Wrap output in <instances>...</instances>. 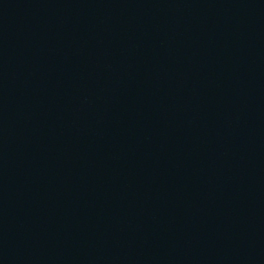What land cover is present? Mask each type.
Segmentation results:
<instances>
[{
    "label": "water",
    "instance_id": "95a60500",
    "mask_svg": "<svg viewBox=\"0 0 264 264\" xmlns=\"http://www.w3.org/2000/svg\"><path fill=\"white\" fill-rule=\"evenodd\" d=\"M0 264H264V0H0Z\"/></svg>",
    "mask_w": 264,
    "mask_h": 264
}]
</instances>
